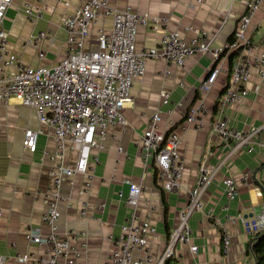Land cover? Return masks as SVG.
Masks as SVG:
<instances>
[{
	"label": "crops",
	"instance_id": "0c3cea01",
	"mask_svg": "<svg viewBox=\"0 0 264 264\" xmlns=\"http://www.w3.org/2000/svg\"><path fill=\"white\" fill-rule=\"evenodd\" d=\"M71 8L82 0H67ZM249 0H111V5L124 8L128 5L139 14L158 16L168 20L167 27H141L138 31L136 47L141 52L157 46L167 31H180L186 41L194 37L187 27L202 28L206 39L213 47L225 46L233 37L239 20L245 12ZM25 4L39 7L37 0H13L7 12L5 28L9 33L10 51L24 64L32 67L51 66L65 55L67 34L62 27V19L67 8L54 1L44 4V19L30 22L22 8ZM100 28L112 30V19L101 20L92 32ZM50 31L54 34L53 44L45 42L47 56L40 60L33 47L24 43L32 32ZM251 36L255 52L264 54V2L255 15L251 25ZM95 41H87L94 47ZM223 61L226 69L221 73L211 92L204 95L200 90L212 65L208 54L198 53L187 59L184 67L168 66L164 59H150L146 64L145 75L138 79L132 89V100L126 105L123 114L129 124L128 131L121 126H113L107 132L105 148L93 151L90 172L77 173L66 177L61 187L64 201L59 205L61 214L60 233L72 238V246L81 251L75 258L81 264H106L123 226L133 211L127 204L131 195L127 181L144 187L139 197L137 214L139 222L148 220L157 227V233L150 237L149 251L155 264L162 255L170 234L179 226L180 211L190 200L199 167L204 162L206 168L216 171L213 182L203 196L204 211L195 212L190 218L193 231L192 242L198 246V253H191L188 246L179 248L167 264H254L248 254V246L253 238L243 224H233L228 215L245 218L257 216L264 208V150L258 145L252 152L242 150L228 157L229 145L212 134L211 122L215 117V101L229 80L231 62ZM169 70L170 74H166ZM249 94L230 107V124L237 129L249 131L264 126V81L256 69L252 70L248 82ZM171 95L169 104L162 103L161 92ZM204 100L209 110L201 129H189L181 134L182 144L179 152L185 160V169L180 186L173 192L163 189L158 180L157 167L153 159L145 162L140 147V138L147 129L151 115L161 111L159 130L168 132L184 123L191 105ZM180 104V106H178ZM26 129H42L36 152L23 146ZM179 130V129H178ZM264 140V130L258 135ZM122 152H119V148ZM210 150L211 154L207 155ZM57 151V144L51 128L42 125L35 112L12 99L0 105V264H34V259L47 256L49 246L29 243L25 233L29 226L42 236L49 233L50 227L44 223L45 211L43 192L53 186L52 171L56 161L51 156ZM78 153L67 144L66 164L74 168ZM251 172L247 182L243 177ZM234 179L238 195L228 200L225 194L224 179ZM91 187L87 193L82 191L87 182ZM123 196L120 197L119 193ZM87 202V217L81 216L82 204ZM226 207H228L226 209ZM212 211L231 233L229 254L222 249V235L214 222L206 216ZM86 242L88 248L82 244ZM29 255L27 262L20 256ZM140 255V253H138ZM65 264V262H62Z\"/></svg>",
	"mask_w": 264,
	"mask_h": 264
},
{
	"label": "built area",
	"instance_id": "2783aa9c",
	"mask_svg": "<svg viewBox=\"0 0 264 264\" xmlns=\"http://www.w3.org/2000/svg\"><path fill=\"white\" fill-rule=\"evenodd\" d=\"M37 1L40 3L39 7L25 4L22 8L32 23L44 19L43 7L49 1L61 3L67 8L62 19V27L67 34L65 55L51 66H28L10 51L9 33L4 24L13 0H0V105L15 99L21 105L31 108L39 122L52 129L57 144V151L51 156L57 162L55 170L52 171L53 186L43 192L42 199L45 206L42 219L50 227V231L42 236L34 227L29 226L25 233L29 243L49 246L47 256L37 257L34 264H81L70 256L74 253L75 258H79L81 251L73 248L69 233H60L59 205L64 201L61 193L63 181L77 173L87 175L92 159L98 163L99 158L97 155L93 157V151L104 150L110 127L118 125L123 133L128 131L129 124L123 110L132 100L131 89L145 75L146 64L150 59H164L168 66L184 67L187 59L193 55H210L211 69L200 85L201 92L207 95L218 76L226 71L223 66L224 59L237 52L229 72V80L215 101L211 132L222 143L230 146L228 157L242 150L252 152L258 145L264 150V140L260 142L257 138L264 126L244 131L232 126L228 117L230 107L248 96V82L253 69L258 71L264 81V54L255 52L250 33L252 21L264 0L247 2L234 35L225 46L213 47L207 41L204 29L187 27L195 34L190 41L184 40L180 31H167L157 46L141 52L136 47L139 29L167 27V19L139 14L130 5L124 8L112 6L111 0H82L73 8L67 0ZM107 18L112 19V30L108 33L100 28L94 35L92 28ZM91 39L95 41L94 47L87 46V41ZM54 41L52 32L39 30L29 35L24 46L33 47L38 58L44 60L47 52L43 44H53ZM166 74H170V71L167 70ZM161 97L163 104L170 103L169 92L162 91ZM208 114L205 101L200 100L188 108L184 123L178 128H173V125L168 132L159 130L162 120L160 110L149 118L147 129L140 138V147L145 162L153 159L156 164L158 180L165 191L177 190L183 177L185 160L179 152L181 134L189 129H201ZM42 133V129H26L24 148L32 153L36 152ZM68 143L78 153L74 168L65 162ZM118 150L122 152L121 147ZM210 154L208 150L207 155ZM215 173L216 171L206 168L204 162L200 165L189 203L180 211L179 226L170 234L168 243L155 264H167L179 248L185 246H188L191 253H198V246L192 242L193 231L189 221L195 212L204 211L203 196L213 182ZM251 174L250 171L247 172L243 181L247 182ZM127 182L131 191L127 204L133 211L123 226L121 235L115 239V246L106 264H150L154 260L150 255L149 242L150 237L157 233V227L148 220L139 222L137 206L144 187L132 181ZM223 184L228 200L236 198L238 187L234 179L226 178ZM90 187L89 181L82 192L87 193ZM119 196L122 197L123 193L120 192ZM87 205V202L82 204L81 216L85 218ZM206 216L220 229L222 249L228 255L232 238L230 231L212 211L206 212ZM228 220L233 224L241 222L246 233L255 237L264 230V208L251 219L241 215H228ZM82 247L87 249L88 244L84 242ZM19 260L27 262L29 255L20 256Z\"/></svg>",
	"mask_w": 264,
	"mask_h": 264
},
{
	"label": "trees",
	"instance_id": "16d2710c",
	"mask_svg": "<svg viewBox=\"0 0 264 264\" xmlns=\"http://www.w3.org/2000/svg\"><path fill=\"white\" fill-rule=\"evenodd\" d=\"M237 52L229 55V61L233 62ZM248 254L251 256L254 264H264V230L259 232L250 240Z\"/></svg>",
	"mask_w": 264,
	"mask_h": 264
}]
</instances>
